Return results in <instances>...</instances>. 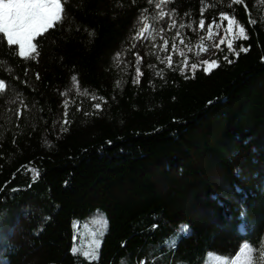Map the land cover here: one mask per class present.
Masks as SVG:
<instances>
[{"label": "trees", "instance_id": "trees-1", "mask_svg": "<svg viewBox=\"0 0 264 264\" xmlns=\"http://www.w3.org/2000/svg\"><path fill=\"white\" fill-rule=\"evenodd\" d=\"M210 1L169 4L247 36L193 78L147 66L142 1L62 0L30 59L0 43V264H206L245 242L264 264V22L257 0ZM99 216L98 259L74 254L75 225Z\"/></svg>", "mask_w": 264, "mask_h": 264}, {"label": "rangeland", "instance_id": "rangeland-1", "mask_svg": "<svg viewBox=\"0 0 264 264\" xmlns=\"http://www.w3.org/2000/svg\"><path fill=\"white\" fill-rule=\"evenodd\" d=\"M132 1H142L144 4H149L153 8V12L150 16L146 11L142 14V16L146 17V20H140L136 37L140 40L139 43L143 45L142 47L148 59H151V61L149 60L150 65L147 66H150L155 71L156 75L162 72L156 66L160 63H164L166 69H174V66H176L180 73L187 78L196 77L201 73L208 74L212 70L217 69L222 61L230 60V57L233 56L236 51L234 45L236 41H243L246 39L245 35L240 34L236 27L228 31L227 19L221 22L220 17L216 20L217 23L213 26L211 33H209L207 29L208 23L206 22L204 29L200 28L199 23L197 26L193 25L194 22L190 25L185 24V17L177 11H173L170 7L169 3H172L173 0L162 5L166 15L159 19H157L159 10L155 8V4L161 2V0H150V2L149 0ZM200 1L204 6L209 4V7H212L214 4H212L210 0ZM257 1L258 9H260L262 13L261 19L264 22V0ZM233 17L239 24H242L238 18L235 16ZM173 21H175L174 24ZM145 22L149 24V28L141 33L140 28L144 26ZM180 24H184L185 26L181 28ZM185 27H189V30ZM187 31L190 32L188 33ZM177 32H179L180 35H177ZM193 35L196 38L194 39L195 41L191 39ZM165 40L168 41L167 44L164 43ZM229 40L232 41L235 51L228 49ZM225 57H227V59H225ZM145 65V59L136 55L134 63L128 66V69L134 71V80H136L137 83L140 82L143 75V67ZM194 65L195 67H193ZM137 69H139V71H137ZM204 69H209V71H205ZM86 93L88 92L86 91ZM106 231L107 222L105 225V219L101 216L87 220L83 224H76L74 246L81 250L91 251L95 249L99 255V250ZM9 233L10 232H0V249L3 247V242H5ZM215 254L216 256H208L206 264H221V261L216 257L222 255Z\"/></svg>", "mask_w": 264, "mask_h": 264}, {"label": "snow or ice", "instance_id": "snow-or-ice-1", "mask_svg": "<svg viewBox=\"0 0 264 264\" xmlns=\"http://www.w3.org/2000/svg\"><path fill=\"white\" fill-rule=\"evenodd\" d=\"M66 2L67 0H64V3ZM167 2H170V0H161V2L155 4V8L159 10L157 19L166 15L162 5ZM201 11L203 12V9H201ZM63 13L64 4L62 0H0V43L7 45L10 54L19 55L25 59L39 56L38 43L34 41H36L37 37H41L42 34L60 23L63 19ZM219 17L221 22L227 19L228 31L236 27L239 33L245 35L246 38L244 26L239 24L228 12L221 11ZM140 19L146 20V17L140 16ZM174 23L175 21H173V24ZM216 23V20L213 19L211 23L207 24L209 33H211ZM184 26V24H180L181 28ZM199 26L201 29L205 28V19L203 17L199 19ZM148 28L149 24L145 22L144 26L140 28V32L143 33L145 29ZM177 35H180V33L177 32ZM164 43L167 44L168 41L165 40ZM228 49L235 51L231 40L228 41ZM242 50L247 51V48H242ZM238 54L239 53H237V55ZM225 59H227V57H225ZM228 62L231 63L232 61L228 60ZM193 67H195V65ZM204 70L209 71V69ZM137 71H139V69H137ZM73 79H75V77H73ZM5 88V80L0 79V92H3ZM95 107L99 108L100 105L96 104ZM180 230L186 231L187 225H181ZM166 243L173 246L170 240L166 241ZM253 251L254 249L245 242L240 250L236 252L235 256H217L216 258L221 261V264H257L253 257ZM72 252L74 254L78 253L83 255L89 260L98 259V253L95 249L88 251L77 249L74 246ZM209 256H216V254L209 253ZM261 257L264 259V252H261ZM138 264H146V260H141Z\"/></svg>", "mask_w": 264, "mask_h": 264}]
</instances>
